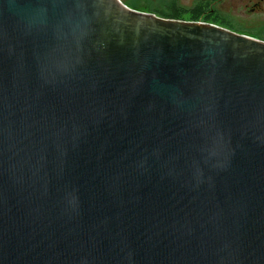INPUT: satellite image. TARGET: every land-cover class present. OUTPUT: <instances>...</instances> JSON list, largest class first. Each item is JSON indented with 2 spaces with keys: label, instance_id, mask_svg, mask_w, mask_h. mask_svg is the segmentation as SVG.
Returning a JSON list of instances; mask_svg holds the SVG:
<instances>
[{
  "label": "water",
  "instance_id": "water-1",
  "mask_svg": "<svg viewBox=\"0 0 264 264\" xmlns=\"http://www.w3.org/2000/svg\"><path fill=\"white\" fill-rule=\"evenodd\" d=\"M0 264H264V41L0 0Z\"/></svg>",
  "mask_w": 264,
  "mask_h": 264
},
{
  "label": "rangeland",
  "instance_id": "rangeland-1",
  "mask_svg": "<svg viewBox=\"0 0 264 264\" xmlns=\"http://www.w3.org/2000/svg\"><path fill=\"white\" fill-rule=\"evenodd\" d=\"M129 8L142 13H167L172 5L190 8L201 0H121ZM220 18L231 24L235 32L264 41V15L249 16L243 9L237 10V5L225 1L218 7Z\"/></svg>",
  "mask_w": 264,
  "mask_h": 264
},
{
  "label": "trees",
  "instance_id": "trees-1",
  "mask_svg": "<svg viewBox=\"0 0 264 264\" xmlns=\"http://www.w3.org/2000/svg\"><path fill=\"white\" fill-rule=\"evenodd\" d=\"M207 7H205L204 9V5L201 4H197L195 5L193 8H185V7H180L178 5H172L170 7L167 8V13L163 14L161 12H154V14L163 17V18H167V19H174V20H183V21H203L206 23H211V24H216V25H220V26H224V28H227L231 31H234V29L232 28V26H229V24H227L225 26V24L222 22H220L219 18H212L214 16L208 15V9H206ZM211 16V17H210ZM204 18V19H202ZM220 23V24H219ZM224 24V25H223ZM228 26V27H227Z\"/></svg>",
  "mask_w": 264,
  "mask_h": 264
},
{
  "label": "flooded vegetation",
  "instance_id": "flooded-vegetation-1",
  "mask_svg": "<svg viewBox=\"0 0 264 264\" xmlns=\"http://www.w3.org/2000/svg\"><path fill=\"white\" fill-rule=\"evenodd\" d=\"M225 1L233 2L234 4L237 5V10L238 9H243V11H244V13L246 15H249V16H253V15L261 16V15H264V0H201V1H198V2L194 3L192 8L195 5H197V4L198 5L199 4L204 5V9H205V7H207L206 9H208V13H207L208 15H206V16L212 15V16H214L212 18H215V19L219 18L220 22L221 23L223 22L225 24V26H226L229 23L226 22L225 20H223L222 18H220V12L218 10V7L220 5H222ZM202 19H204V18H202ZM201 22H203V21H201ZM218 26H220V25H218ZM229 26H232V25L229 24ZM223 28H224V26H223Z\"/></svg>",
  "mask_w": 264,
  "mask_h": 264
}]
</instances>
